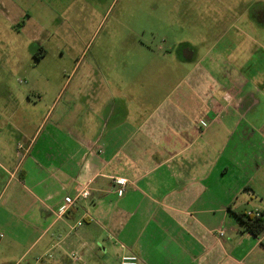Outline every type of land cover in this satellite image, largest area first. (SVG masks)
I'll return each mask as SVG.
<instances>
[{
    "label": "crops",
    "instance_id": "0c3cea01",
    "mask_svg": "<svg viewBox=\"0 0 264 264\" xmlns=\"http://www.w3.org/2000/svg\"><path fill=\"white\" fill-rule=\"evenodd\" d=\"M57 2L0 0V264L47 253L44 264L126 254L140 264H264V230L253 235L238 217L264 216V97L235 55L251 48L235 44L234 5L205 0L219 33L195 44L168 35L159 51L146 46L156 56L146 63L86 60L80 45L71 74L51 84L31 72L49 54L40 21ZM177 48L181 70L169 59ZM16 70L24 87L10 84ZM111 177L132 182L123 197ZM90 181L91 197L60 216Z\"/></svg>",
    "mask_w": 264,
    "mask_h": 264
},
{
    "label": "rangeland",
    "instance_id": "374dc122",
    "mask_svg": "<svg viewBox=\"0 0 264 264\" xmlns=\"http://www.w3.org/2000/svg\"><path fill=\"white\" fill-rule=\"evenodd\" d=\"M217 1L227 5L232 3L234 11L238 12L237 24L241 30L239 36L232 31L236 36L234 40H237L235 44L239 48L249 46L251 50L247 55H243L241 50L235 55L239 59L242 58L240 62L246 63L244 67L239 63L240 69L261 83V90L256 86V96L264 97V25L257 22L255 26L248 24L244 13L248 5L251 7L255 4V9L262 8L264 0ZM201 2L202 0H58L56 12L51 11L41 18L40 24L50 37L47 44L49 54L45 64L39 68H32L31 79H42L45 83L50 80L51 84L65 79L72 72L71 65L74 62L76 48L80 45L89 46L84 54L86 60L100 63L119 62L126 57L132 63H146L152 58L156 59L148 49L157 52L160 47L168 45L166 43L168 35L176 42L190 40L195 44L199 41L201 33H219L220 25H210L207 16L203 19L200 17ZM250 19L252 20L251 17ZM205 20L207 22L203 23ZM240 33H248L250 37L246 38ZM35 47L33 46L32 50H35ZM193 49L202 50L195 46ZM164 53L160 51L158 54L163 57ZM169 59L176 69L181 70L179 68V61L183 59L181 48H177ZM179 70L173 76L174 80H178L182 75ZM14 72L16 77L10 84L24 87L20 80L27 79L24 76L25 71ZM6 77L9 78V74H6ZM165 77L163 75V78ZM33 94L34 91H31L32 96ZM263 109L264 104L259 106V111ZM48 261L49 258H46L41 264ZM92 264L106 263L102 257H97Z\"/></svg>",
    "mask_w": 264,
    "mask_h": 264
},
{
    "label": "built area",
    "instance_id": "2783aa9c",
    "mask_svg": "<svg viewBox=\"0 0 264 264\" xmlns=\"http://www.w3.org/2000/svg\"><path fill=\"white\" fill-rule=\"evenodd\" d=\"M19 149H25V146L23 144H19ZM111 185L112 189L114 190L115 194L118 197H123L125 193L127 192L130 185H132V182H130L128 179L123 177H111ZM92 181L85 184L82 189L77 193L74 197H68L66 198V208L62 210L59 215L65 216L72 207H74L79 201L89 199L92 195ZM250 217H262L263 214L260 211H249L246 213ZM85 224V220L78 221L76 224L72 225L70 227V231L73 232L77 228L83 226ZM225 235L224 231L219 232V236L223 237ZM5 238V233L0 230V242ZM46 258H53V254L47 253L46 255L39 257L35 263H25V264H38L42 262ZM69 258L73 261H82V255H80L77 252H73L69 254ZM22 264V262L18 263ZM118 264H140V257L136 254H126L123 255L120 258V261Z\"/></svg>",
    "mask_w": 264,
    "mask_h": 264
},
{
    "label": "flooded vegetation",
    "instance_id": "af4514ba",
    "mask_svg": "<svg viewBox=\"0 0 264 264\" xmlns=\"http://www.w3.org/2000/svg\"><path fill=\"white\" fill-rule=\"evenodd\" d=\"M212 1L215 2L217 0H209V3ZM203 4H205V0H202V2L200 3V6H201L200 17L202 19L206 17L205 10H204L205 8L203 7ZM254 6L255 4H253L251 7L250 5H248L247 8L244 10L245 15L247 16V20L249 21L248 24L255 26V22H257L260 25H264V5L261 6L262 8H258V9H255ZM237 15H238V12L236 11V14H234L235 17L233 18L234 22L239 20L237 18ZM250 17L252 18V20L250 19ZM208 20L210 22V25H213V26L217 24L218 22V20H215L214 18L212 19L208 18ZM181 21H183V19ZM202 22L204 23L205 21H202ZM215 26H218V25H215Z\"/></svg>",
    "mask_w": 264,
    "mask_h": 264
},
{
    "label": "trees",
    "instance_id": "16d2710c",
    "mask_svg": "<svg viewBox=\"0 0 264 264\" xmlns=\"http://www.w3.org/2000/svg\"><path fill=\"white\" fill-rule=\"evenodd\" d=\"M238 217L244 224L245 230L253 235H259L264 230V216L250 217L247 214H239Z\"/></svg>",
    "mask_w": 264,
    "mask_h": 264
}]
</instances>
